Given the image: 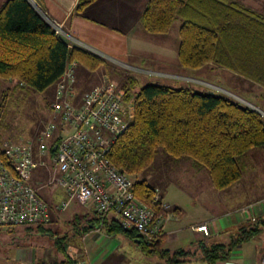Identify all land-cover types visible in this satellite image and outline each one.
<instances>
[{
	"label": "trees",
	"instance_id": "1",
	"mask_svg": "<svg viewBox=\"0 0 264 264\" xmlns=\"http://www.w3.org/2000/svg\"><path fill=\"white\" fill-rule=\"evenodd\" d=\"M95 1L78 0L74 13H82ZM176 18L182 21L177 49L181 67L194 70L214 64L264 87V16L229 0H148L140 19L146 33L164 35ZM73 61L89 71L105 63L81 49L67 47L27 0H7L0 7V79L42 92L56 85ZM124 99L133 105V114L108 156L132 179L135 196L145 204L151 203L155 190L137 177L152 163L158 149L173 159L192 160L207 172L212 187L221 191L241 178L239 158L264 146V117L206 88L152 83L127 92ZM71 226V236H55L56 249L64 254L76 239L99 228L112 238L127 237L147 256L170 255L163 249L165 236L147 242L136 232L123 229L116 218L100 219L87 212L84 218L72 220ZM26 231L29 234L31 228ZM226 233L230 239L225 244L209 236L192 248L198 249L206 264L225 261L235 249L264 234V217L246 220ZM188 254L193 252L178 250L168 260ZM38 263L75 264V260L45 255Z\"/></svg>",
	"mask_w": 264,
	"mask_h": 264
},
{
	"label": "built area",
	"instance_id": "2",
	"mask_svg": "<svg viewBox=\"0 0 264 264\" xmlns=\"http://www.w3.org/2000/svg\"><path fill=\"white\" fill-rule=\"evenodd\" d=\"M27 1L67 47L81 49L124 70L142 72L77 40L64 30L61 23L50 18L37 0ZM76 67L75 61L68 63L55 85L51 103L53 119L32 139L21 140L18 144L0 143V228L44 227L50 223L48 204L30 182L31 173L44 164L41 159L49 157L54 163V171L45 185L55 187L65 196L57 204V210L64 211L70 202L75 201L91 209L100 219L113 214L123 229L136 232L147 242L158 239L164 236V225L170 215L169 205L163 202L157 191L150 204L141 202L132 190V179L111 163L108 156L116 138L128 127L133 105L126 102L116 84L107 79L84 93L77 102L74 88ZM155 75L169 77L160 73ZM192 81L210 91L236 98L219 86L202 80ZM247 106L264 116L259 109ZM56 118L59 129L54 126ZM56 131L58 137L53 138ZM210 224L207 221L189 228L209 237L212 235ZM86 262L77 260L75 264ZM216 264L237 263L227 259ZM260 264H264V257Z\"/></svg>",
	"mask_w": 264,
	"mask_h": 264
},
{
	"label": "crops",
	"instance_id": "3",
	"mask_svg": "<svg viewBox=\"0 0 264 264\" xmlns=\"http://www.w3.org/2000/svg\"><path fill=\"white\" fill-rule=\"evenodd\" d=\"M5 1L7 0H0V7ZM37 1L50 18L63 25L64 30L68 34L77 40L96 48L103 54L120 62L128 63L129 65L134 66L133 68H138V70L142 71H127L110 62H105L101 67L94 71H89L81 66L83 71L81 70L82 72H80L78 71V64L75 73L76 82L74 86L77 102L80 101L84 93L100 86L106 79L115 83L119 91L122 92L125 97L127 92L133 91L136 84V79L130 74L136 73L153 77H158L155 73L165 74L170 78H160L168 81L180 80L182 82L181 87H184L194 83L192 80L196 79H193L195 78L193 76L204 69H206V72L214 73V64H208L202 68L194 70L187 69L179 65L177 58L179 43L178 31L172 38L165 37L168 33L164 35H151L144 31L140 18L148 0H96L82 13H74V8L77 5L78 0ZM229 1L235 2L247 10L264 16V0ZM140 66H142V68ZM85 73H92L94 75V82L91 83L93 85H90L89 87L86 86L83 80L89 77L84 75ZM83 75L84 77H82ZM116 76H120L122 78V82L117 81ZM241 78L243 79V77ZM249 82L251 83L250 94L254 95L253 93L255 92L262 93L261 90L264 91V87L254 82ZM53 87L55 92V85ZM197 88L202 90L204 87L198 85ZM54 92L51 100H53ZM251 105L256 107L253 104ZM263 155L264 146L254 148L240 157L238 161L242 169L241 178L229 188L219 192L226 193L220 200L210 196L213 198L212 200L214 202L221 204L220 211H208L205 215L197 214V220L192 221L186 226H179L183 224L181 220V209L164 201L163 190L153 188L155 191L159 192L163 202L170 207V215L164 225V238L167 239L168 236H171L173 240L178 241L181 238L179 236H183L180 234L185 231L191 241L190 244L193 245L200 240L206 239V237H204L200 232L190 230V226L210 221L212 230V235L210 237L217 238L238 224H242L246 220L255 221L256 219L263 218L264 172L260 168L259 161ZM181 165L182 167H185L186 171L187 168L190 167L193 169L194 173L196 171L200 172L203 170L197 167L193 161L192 164L188 162ZM251 165L253 170L250 168ZM248 173L251 175L245 177L244 175ZM196 177L197 174L195 178ZM243 182H247L248 184L246 183V186H244L241 184ZM244 188L248 190L249 194H246L247 197L244 196L245 201H240L243 197L239 192L247 193V191H243ZM64 197V193L57 189L55 193H52V196H49V201H46L50 211V223L60 220L61 214L70 207H72V214L70 215L72 220L75 218H84V215L87 212L94 214L91 209L84 208L75 201H72L73 203L70 202L64 211L57 210V204L62 201ZM233 199H235V202ZM106 218L116 217L113 214H108ZM178 234L179 236H177ZM109 239L110 237L102 233L100 230H90L80 239L79 244L81 245L79 246H81L80 250L82 258L74 259L72 257V259L75 261L86 260L87 264H104L114 254L115 248L117 247V245L109 246L111 241ZM263 257L264 234L260 237L253 238L248 243H245L241 247L235 249L228 259L237 264H260ZM32 262V257H30L27 260V263L32 264ZM34 264H40L38 263V259L34 261Z\"/></svg>",
	"mask_w": 264,
	"mask_h": 264
},
{
	"label": "rangeland",
	"instance_id": "4",
	"mask_svg": "<svg viewBox=\"0 0 264 264\" xmlns=\"http://www.w3.org/2000/svg\"><path fill=\"white\" fill-rule=\"evenodd\" d=\"M181 23V19L176 18L170 27L168 35L165 37L172 38L179 31ZM126 64L129 65L128 63ZM129 66L134 67L132 65ZM140 67L142 68V66ZM214 67V73L206 72V69H204L196 73L193 79L209 82L213 85L215 84L236 96V98L232 96L228 97L244 105L252 106L251 104H253L257 107L253 106L254 108L259 109L264 114V91L261 90L262 93L255 92L252 95L250 94L251 83L249 81L238 77L236 74L234 75L232 72L217 66ZM81 70L83 71V68L79 65L78 71L82 72ZM84 75L89 76L83 79L86 86L93 85L91 83L94 82V75L92 73H85ZM130 75L136 79L133 91L152 83L166 84L176 88L182 86L180 80L168 81L160 77L136 73ZM116 78L117 81L122 82L120 76H116ZM191 84L195 85L196 89H198V85L195 83ZM53 92V86L40 92L23 86L17 81L0 79V143L9 142L18 144L21 140L32 139L49 120L53 119L51 111ZM216 93L222 94L220 92ZM54 120L55 125H53L59 129L60 123L58 122V118ZM56 133L57 131L52 134L53 138L58 137ZM36 160L39 161V159ZM41 161H44V164L38 166L31 173L30 182L37 189L38 195L45 201H49V196H52V193H55L57 190L53 186L47 187L45 185L49 175L54 171V163L49 157H44ZM259 161L260 168L264 172V155ZM188 162L192 164L190 159L182 158L175 160L165 155L161 149H158L154 161L137 177L138 180H145L150 187L163 190L164 201L181 209V220L183 224L179 226H186L192 221H196L198 218L197 214L205 215L208 211H220L221 204L214 202L212 197L220 200L226 194L219 193L220 191L212 187L208 174L204 169L194 173L193 169L188 167L186 171L185 167H182L181 164ZM250 168L253 170L252 165ZM196 174L197 177L195 178ZM248 175L251 174L248 173L244 176L246 177ZM246 183L243 182L241 184L246 186ZM243 191H247V193L239 192L243 197L240 201H245L244 196L247 197L246 194H249L245 188ZM233 200L235 202V199ZM71 209L72 207L63 212L60 220L44 225V230H51L50 232L53 236L50 235L49 231L45 233L37 232L35 229L37 227H29V229L31 228L29 234L26 231L28 227H16L12 231L7 228H0V264H29L27 260L30 257H32V264H34L36 259L45 255L50 258L56 257L61 261L65 260L67 256H71L74 259H81V246L77 243V241L80 242V239H76L68 247L67 254L62 253L59 248V251L56 249L55 236L72 235ZM180 235L183 236H179L178 234L177 236L181 237L178 241L173 240L171 236H168L164 240L163 249L166 248L170 252L168 257L173 259L172 254L178 250L191 251L193 255L177 256L176 261H169L168 257L159 258L158 256H147L130 239L123 235H118L116 238L110 237L109 239L111 240L109 246L117 245V247L115 248L114 254L104 264H206L202 254L197 252L198 249L192 248L193 246L190 244L191 241L187 233L184 231ZM229 239V233H223V235L218 236L214 240L218 243L225 244Z\"/></svg>",
	"mask_w": 264,
	"mask_h": 264
}]
</instances>
